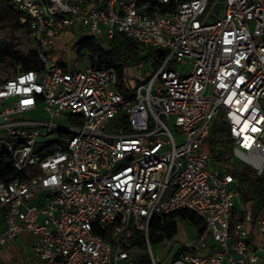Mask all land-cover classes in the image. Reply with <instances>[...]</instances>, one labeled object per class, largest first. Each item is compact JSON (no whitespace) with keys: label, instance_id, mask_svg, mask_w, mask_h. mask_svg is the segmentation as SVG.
<instances>
[{"label":"built area","instance_id":"built-area-1","mask_svg":"<svg viewBox=\"0 0 264 264\" xmlns=\"http://www.w3.org/2000/svg\"><path fill=\"white\" fill-rule=\"evenodd\" d=\"M8 2L29 18L43 67L0 81V158L18 175L0 177V249L29 233L40 264H162L153 219L190 211L202 224L169 264L260 263L264 217L253 220L250 201L239 220L235 172L264 175V0ZM76 25L107 48L123 33L150 51L134 65L147 77L121 83L114 68L52 60ZM37 111L49 121L13 119ZM63 115L76 127L57 125ZM53 129L58 140L39 142ZM213 141L229 142V156L218 160Z\"/></svg>","mask_w":264,"mask_h":264},{"label":"trees","instance_id":"trees-1","mask_svg":"<svg viewBox=\"0 0 264 264\" xmlns=\"http://www.w3.org/2000/svg\"><path fill=\"white\" fill-rule=\"evenodd\" d=\"M7 14L14 17L18 21L19 26L26 27L28 30L29 18L14 12L8 0H0V15L4 18ZM84 51L90 52L91 59L97 60L94 62L95 64L98 63V67L116 69L121 83L129 81L126 75L128 67L134 66L151 54L150 51L142 52L139 45L123 33H116L108 48L102 46L95 36L86 37L79 43L78 53L82 54ZM6 56L14 58L20 68L25 71L39 70L43 67V63L38 57L37 49L23 53L16 49L13 43L2 41L0 43V60H3ZM164 58L165 53L158 52L153 63L154 69H159ZM172 67H174V64H172ZM16 73L14 72V74ZM134 84H139V81L135 80ZM214 133L215 137L219 139L228 136L224 128H217ZM212 145L214 154L218 160L229 156V142L222 144L213 141ZM16 176L18 175L15 172L11 158L2 156L0 158V177L11 181ZM235 176L242 182L241 205L238 206L237 211H242L243 206L252 201L253 220L256 221L259 217H264V175L258 176L251 168L243 167L235 172ZM242 218L243 215L239 217V220H242ZM179 220L190 222L192 225L202 224V219L190 211H179L168 215L156 216L151 226L150 235L152 244H161L165 241L173 240L179 233ZM236 221L234 220L232 224L234 225ZM132 246H138L139 249H142L144 241L137 238L133 241ZM139 264H151V261L149 258L143 256L139 260Z\"/></svg>","mask_w":264,"mask_h":264},{"label":"rangeland","instance_id":"rangeland-1","mask_svg":"<svg viewBox=\"0 0 264 264\" xmlns=\"http://www.w3.org/2000/svg\"><path fill=\"white\" fill-rule=\"evenodd\" d=\"M87 28L76 25L67 29L64 33L61 34L56 40L55 51L53 53V58H64L65 61L70 63H75L79 61V68L85 69L87 66H97L95 64L97 60L91 59V54L89 51H84L82 54L78 53L79 43L90 36ZM97 41L103 45V40L100 37H97ZM2 41H8L13 43L16 46V49L20 50L23 53H28L32 49H36V43L29 37V33L26 27H21L18 24V21L7 14L4 18L0 15V43ZM107 48V47H105ZM95 61V62H94ZM89 64V65H88ZM95 64V65H94ZM149 67V66H148ZM20 69V66L16 63L15 59L6 56L3 60H0V81L13 77ZM127 75L132 78L133 81L142 77L145 79L147 73L145 71L139 72L136 70L135 66L128 67ZM70 115H63L60 118H56L54 122L57 125L66 127V128H75L76 124L71 122L69 119ZM13 119L19 120H42L49 121V116L46 112L37 111L30 112L26 114H19L13 117ZM114 127V124L111 123L110 128ZM42 132H45V129H42ZM60 138V134L57 129H53V133L46 137H39V142H54ZM240 168L244 167L243 163L239 164ZM44 193H41L43 196ZM36 203L34 200L30 204ZM242 211H238V218L242 215ZM196 235V232L190 222L179 220V233L177 236L170 241L171 246L168 247L167 243L153 244V252L159 259L162 261V264H169L173 258L174 248L175 250L179 247V242L184 239H191ZM35 238V237H34ZM33 244V241L31 242ZM24 243L23 239L20 241L9 244L5 248L3 255L8 264H40L34 261L33 251L31 252L32 244ZM173 248V251H171Z\"/></svg>","mask_w":264,"mask_h":264},{"label":"crops","instance_id":"crops-1","mask_svg":"<svg viewBox=\"0 0 264 264\" xmlns=\"http://www.w3.org/2000/svg\"><path fill=\"white\" fill-rule=\"evenodd\" d=\"M55 45H56V43H55ZM55 48H56V47H54V49H53V53H54V51H55ZM53 53L50 55V57L52 58V60L57 61V62H59V63L65 65V66H67V67H69V66H71V65L74 64V63H70V62L65 61L63 57H62V58H58V59H54L53 56H52ZM88 65H89V64H88ZM43 112H44V111H43ZM20 239H23L24 243H26V244H30V243L33 241V244L31 243V244L33 245V247L31 246V252H32V251H33V248H34V245H35V238L33 237V235H31V234H29V233H24L19 239H17V240H16L15 242H13L12 244H14V243L20 241ZM6 247H7V246H4V247H2V248L0 249V260L3 261V262H5V263H7V262H6L5 258H4L5 256L3 255V253H4ZM7 264H8V263H7ZM258 264H264V256H263L261 262L258 263Z\"/></svg>","mask_w":264,"mask_h":264}]
</instances>
